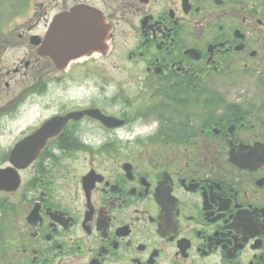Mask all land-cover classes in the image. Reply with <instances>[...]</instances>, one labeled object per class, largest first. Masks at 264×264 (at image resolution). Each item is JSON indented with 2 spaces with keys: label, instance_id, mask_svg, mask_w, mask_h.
Returning a JSON list of instances; mask_svg holds the SVG:
<instances>
[{
  "label": "flooded vegetation",
  "instance_id": "1",
  "mask_svg": "<svg viewBox=\"0 0 264 264\" xmlns=\"http://www.w3.org/2000/svg\"><path fill=\"white\" fill-rule=\"evenodd\" d=\"M0 11V264H264V0Z\"/></svg>",
  "mask_w": 264,
  "mask_h": 264
},
{
  "label": "water",
  "instance_id": "2",
  "mask_svg": "<svg viewBox=\"0 0 264 264\" xmlns=\"http://www.w3.org/2000/svg\"><path fill=\"white\" fill-rule=\"evenodd\" d=\"M93 32L89 30V38L92 36ZM73 33H71L69 30L68 32H63L61 34H53L52 36H49L47 39V42L44 46V54L49 55L51 57H54L56 54H68L71 52L72 47L70 43V39L72 38ZM55 39H59L58 42H54ZM50 40H52V43H50ZM29 142H36L37 138H31L28 140ZM25 146H29V144H25ZM35 146V149H39V146ZM40 149H42V146H40Z\"/></svg>",
  "mask_w": 264,
  "mask_h": 264
},
{
  "label": "rangeland",
  "instance_id": "3",
  "mask_svg": "<svg viewBox=\"0 0 264 264\" xmlns=\"http://www.w3.org/2000/svg\"><path fill=\"white\" fill-rule=\"evenodd\" d=\"M7 18H4L3 16L1 17V11H0V34H4L6 32V22H7ZM25 53H28L27 49L26 48H20L19 50H15L11 53V55H13L14 57H18V58H21L23 56L26 57ZM109 70V69H108ZM107 70V71H108ZM110 74H115L113 72L110 71ZM20 90V88L18 89ZM52 90L55 91V87L52 85ZM148 122H152V119L148 120ZM5 220V217L3 216V212L0 211V222ZM2 225H0V234L2 233L4 235V231L3 229H1Z\"/></svg>",
  "mask_w": 264,
  "mask_h": 264
}]
</instances>
